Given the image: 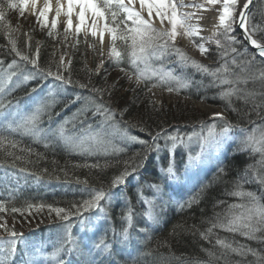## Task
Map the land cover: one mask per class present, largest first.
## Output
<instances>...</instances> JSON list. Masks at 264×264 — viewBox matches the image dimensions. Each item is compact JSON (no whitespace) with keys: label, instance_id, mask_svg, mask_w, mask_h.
I'll use <instances>...</instances> for the list:
<instances>
[{"label":"trees","instance_id":"1","mask_svg":"<svg viewBox=\"0 0 264 264\" xmlns=\"http://www.w3.org/2000/svg\"><path fill=\"white\" fill-rule=\"evenodd\" d=\"M7 3L8 0H0V5L5 9V19L11 25L9 28L0 23V70L13 61L21 62L22 73H27L24 76L25 79L27 77V85L21 86L22 93H26L25 89L28 88L38 91L49 85L64 88V91L42 100L47 105L41 117L40 126L46 125L44 129H54L64 124L67 118L73 120V123L92 120V125H96L104 119L99 113L94 114L95 106L100 104L115 113L114 120L108 121L109 124L149 143L157 132L161 133L162 138L169 134L186 137L201 130V124L214 123L217 130L223 125L220 117H212L208 112L185 101L156 104L146 83L138 85L122 75L132 72L127 57L120 64L105 57L99 69L97 60L94 61V68H90V53L81 35L72 41L70 35L62 33L58 28L49 27L45 30L32 22L25 11L21 15L19 7L11 9ZM249 24L250 30L252 26L257 28L253 37L264 43V0H255ZM231 35L237 41L232 46L243 54L237 58L236 64L231 63L236 54L230 51L223 36L216 37L223 47H218L214 41L208 47L205 56L211 63L199 61L209 69L227 64L228 70L221 72L217 79L197 71L191 65H179L175 56L154 62L155 67L162 65L165 71L170 70L173 76L187 82V86L182 87L175 80L171 81L172 86L178 89L172 92L186 99L204 100L220 107L225 113L223 118L232 125L234 132L230 134L228 142L218 152L206 156L199 167L186 169L185 159L191 153L189 149L181 151L177 148L170 155L157 152L156 149L146 152L144 145L133 141L128 145L118 146V142L114 144L113 147L120 151L112 148L107 152L89 153L72 150L61 140L45 142L13 134L11 138L17 141V147L0 150V168L24 176L28 181L15 188L18 190L13 192L14 200L10 203L8 191L2 192L6 206L23 208L27 203L44 204L64 208L73 215L64 221L55 212L50 215L47 207L42 211L33 209L31 215L27 212L23 216L10 211L0 213L22 224L47 220L54 222L24 232L15 253L8 255V247L7 251L0 253V260L4 264H58L59 261L62 264H89L93 260L95 264H264V232L256 233L255 239L241 232H228L218 227L213 228L211 233L207 232L217 222V217L224 219L241 211L238 208L230 209V205L249 203L247 197L230 194L237 190V182L242 185L240 190L253 192L259 202L264 204V184L257 179L264 177V153L251 148L245 150L241 144L246 136L254 135L258 138L264 131V79L258 73L253 78L256 69L264 71V58L247 48L235 28ZM13 40L16 51L28 55L30 59L39 48L38 68L16 55L11 43ZM77 40L79 43H76ZM226 50L227 54L222 55ZM61 54H69L70 63L65 64L67 69L61 68V73L65 78H71V84H64L54 76L46 75L49 70L53 73L57 71ZM253 56L255 61L251 67L242 63L243 59ZM122 68L125 70L122 71ZM221 79L232 83L222 84ZM158 87L167 90L166 86ZM229 89L237 91L231 97L224 98L221 93ZM0 95L6 101L9 100L7 90ZM75 95L82 96L83 100L76 101ZM72 122L64 127L67 134L74 129ZM162 138L157 141L158 144L162 143ZM8 151L12 152V156L7 155ZM169 160L175 171L181 175L190 174L191 178L187 182L185 178H179L185 183L173 193L168 190L169 186H164L162 198L166 202L160 200L152 209L146 202L155 192L153 186L168 184L170 181L159 174L157 167L160 163L165 165ZM133 161L140 166L135 172L129 168L131 174L125 176L124 182L113 186L114 178L125 171L126 163ZM218 165L222 166V172L217 170ZM31 182H38L39 185L36 187ZM94 190L106 193L105 200L100 201L103 209L107 210L106 216L99 224H92L91 229L84 231L77 223L76 219L80 216L76 214V207L92 199ZM96 210L81 208L83 217L94 214ZM129 212L132 219L128 227ZM66 225H71L73 244L58 257H53L52 253L65 235ZM124 228L128 230V239L123 242ZM201 233L208 238L204 239ZM218 239L231 247L217 244ZM100 241L109 244L110 249L106 252L95 249V244ZM120 242H123L122 245ZM89 249L93 250L91 255Z\"/></svg>","mask_w":264,"mask_h":264},{"label":"snow or ice","instance_id":"2","mask_svg":"<svg viewBox=\"0 0 264 264\" xmlns=\"http://www.w3.org/2000/svg\"><path fill=\"white\" fill-rule=\"evenodd\" d=\"M38 0H8L7 7L15 9L19 7L21 9V15H23L24 9L28 8L29 4L33 9L36 8ZM137 0H57V5L55 8L56 20L52 22L51 27L54 29L58 18L63 14L66 19L65 32L73 29V16L77 17L78 23L75 27V33L78 35L81 32L85 33V41H87V36L90 33L94 42L90 45L93 50H96V38L98 37L99 42V55L103 57L105 35L107 34L109 38V47L107 52V57L116 64L123 62L125 57H127L128 64L132 69L129 79H132L134 75L137 79V83L144 82L148 85V91L158 86L167 88V91L172 92L175 89L171 81L175 80L182 87L187 86V82L182 80L180 77L173 76L172 71H165L163 66L155 67L154 62L163 61L166 57L175 56L176 61L181 66L191 65L197 71H201L212 76L214 79L219 78L221 72H226L228 70L227 64L220 68L209 69L208 66L201 64L199 61L188 56L187 53L179 48L176 44L178 36L187 37L193 42L195 47L199 50L201 55H206L208 53V48L205 47V43L214 41L218 47H223L221 45L220 39H216L217 36H223V38L228 42V48L236 56L231 60L232 64L237 63V58L243 56L242 53L238 52L236 47H233L236 41V37L231 35L234 31V26L239 27L242 33L254 47L260 57H264V43H259L257 39L253 38V34L257 31L256 26H252L250 30L249 24V6L253 4V0H244L243 4H240V0H204L203 3H196L187 5L184 0H138L139 8L136 7ZM239 6V10L237 11ZM186 7H192L197 10L209 11L214 10L218 15L215 17L217 23L215 24L218 31L213 32L210 37L200 36V32L203 30L199 20L203 17L198 16L196 11L193 12H182L179 9ZM52 11V0H44L43 8L37 13V23L41 27H47L48 25V13ZM6 13L3 5H0V23L11 27L10 23L5 19ZM158 18L159 27L153 17ZM42 18V19H41ZM88 21H91L89 24ZM167 23L168 27H165ZM51 35V32H49ZM199 37V42L194 38ZM119 42V46H118ZM13 45V50L16 51L15 41H11ZM76 43H79L77 40ZM227 50L222 54L226 55ZM16 55L20 57L21 60L27 61L34 67L38 68L39 59V48L35 50L34 56L30 59L28 55H24L19 51H16ZM255 57L250 59H243L242 63L251 67ZM70 63V61H69ZM15 64V61H13ZM103 60L97 65V69L101 67ZM11 68L12 65H9ZM61 68L67 69V65L64 63V54H61L59 62L57 65V71L53 73L52 71H47L46 75L54 76L56 80L62 81L64 84H71V78H65L61 73ZM124 71L125 69H121ZM258 73L259 77L264 79V71L256 69L253 73V78ZM27 79V77H26ZM246 83V80L244 81ZM220 83L229 84L232 81L227 79H221ZM80 87H86V85H80ZM94 91H99L95 90ZM236 89H229L228 91L222 92L221 95L224 98H229L235 94ZM4 88L0 87V94H3ZM11 101H6L3 95H0V150H4L8 147L16 148L17 141L12 139L13 134H19L20 136H29L36 140H43L45 142H53L56 140H61L64 142L65 146L72 150H79L82 152H94L103 150L108 151L111 145V137L116 134L118 129L115 125H108V121L114 120L115 113L106 108L103 104L96 105L94 108V114L99 113L104 117L102 126H100L96 131H88L81 135H69L66 133L64 124L68 121H64V124L58 125L56 128L44 129L41 125V117L44 115L45 108L47 105L41 103L34 110L30 112L21 113L19 111H13L9 105ZM83 114V111L80 112ZM220 117L223 120V125L217 130L216 125L213 123L211 125L201 124V132L197 137V142L199 146V151L193 155L188 154L187 163L185 165L186 169H192L199 167L206 156L212 155L219 150H221L225 143L230 139V132L232 125L223 118L221 113H215L214 117ZM143 130V129H141ZM7 133V135L5 134ZM124 135H127L125 133ZM162 138L161 133L157 132L155 136L152 137V142L149 143L146 140H141L135 136H128L131 141H136L145 146V151H151L153 149L159 150L158 140ZM166 142L171 140L172 148L174 149L177 143H184V137L178 135H168L164 137ZM188 140H192V136L188 137ZM242 146L245 150L251 148L253 151H259L264 153V131H262L259 137L254 135H248L241 141ZM47 146V143L45 144ZM114 151H120L121 149H116L113 147ZM8 156H12V152H7ZM19 157H17L18 159ZM142 157L141 159H144ZM95 165H93L94 167ZM138 162L126 163L125 171L121 173L118 177L114 178L112 181L113 186H117L124 182L125 176L135 172L137 167H139ZM217 170L222 172V166H217ZM21 171H23L21 169ZM165 175L170 180L178 179L174 165L169 162L167 168L164 170ZM258 182L264 184V177H257ZM86 183V181H85ZM156 187L159 191V186ZM242 185L237 182V190L230 193L231 195L245 198L247 197L249 203L245 204H232L229 206L230 209H241L238 214H230L224 219L217 217V222L213 223L212 226L207 229L208 233L212 232L213 228H221L228 232H241L251 239H255L256 233L264 232V204L259 202V198L255 196L253 192H245L240 190ZM18 189H8V203L14 200L13 192ZM94 195L92 199L83 202L81 207H76V214L81 216V227L84 231H87V225L83 221L84 210L97 208L103 211V207L100 201L105 200L106 193L103 190H94ZM189 204L191 201L188 202ZM222 203V202H221ZM45 207L48 208L49 214L52 212L62 220L68 221L73 213L67 211L64 208H53L51 205H34L27 203L26 207L18 208L12 206L8 208L6 202L3 199V193H0V213H19L21 216L27 212L29 215L32 214V210L42 211ZM151 218V216H150ZM131 212L128 214V222L131 223ZM0 229H4L8 232L9 249L8 255H12L16 251V246L18 241L23 239L22 233H17L14 228L9 230L7 221L4 219L3 215H0ZM71 225L65 226V235L60 239L59 246L55 248L52 253L53 257H58L61 252H65L69 245L73 244V240L70 233ZM204 239L208 236L201 233ZM123 240L128 239V230L124 228L122 231ZM217 244L223 247H231L225 244L223 240H217ZM95 249L101 252H106L110 249V245L100 241L95 244ZM92 249H89V255L92 253ZM232 251H240L239 249H232ZM249 251H251L249 249ZM243 254V253H241ZM255 254V253H253ZM0 264H4L3 260H0ZM58 264H62L59 261ZM89 264H95L94 260L90 261Z\"/></svg>","mask_w":264,"mask_h":264},{"label":"rangeland","instance_id":"3","mask_svg":"<svg viewBox=\"0 0 264 264\" xmlns=\"http://www.w3.org/2000/svg\"><path fill=\"white\" fill-rule=\"evenodd\" d=\"M24 11L26 12L27 17L32 22L37 23V18L33 17L29 14L28 8L24 9ZM38 25L40 26V24H38ZM51 25L52 24L48 23L47 27H44V29L46 30L47 28L51 27ZM55 28L60 29L62 33L70 35L72 37V41L75 37L81 35V34L74 35L72 31H68L66 33L65 29L60 25H56ZM81 36L85 40V37L83 35H81ZM210 36H212V35H210ZM210 36H203V37H210ZM194 39L197 42H199V37H196ZM85 43H86L88 51L90 53V58H89V62H88L90 68H94V61L95 60L98 61V64H100L101 60H103V63H104V58L107 57L108 48H107L106 52L104 51L105 55L103 57H101L99 55V47L100 46L98 43H96V50L95 51L93 50L92 47H90L88 45L87 41H85ZM176 44L178 47L182 48L187 53V55L191 56L192 58L194 57L184 47H182L178 43H176ZM210 44H211V42L205 43L206 48H208L210 46ZM108 47H109V45H108ZM204 58H206L205 55H204ZM68 62H69V54H64V63L68 64ZM200 62H202V61H200ZM10 65H12L11 68L8 65L6 68L0 70V87H3L4 90H7V94H10L8 101H10V99H11L12 104L9 105V107H11L14 112L15 111H19L21 113L30 112V111L34 110L35 107H37L38 105L43 103L42 100L44 97L47 98L49 96L55 95L58 92L64 91V88H60V86L49 85V86H44L43 89L38 90V91L28 88V89H25L26 93L28 92L27 94L24 92L22 93L23 87H21V86L27 85V81L24 77L27 75V73H25L26 75L24 73H22L23 66H22L21 62H15V64L11 63ZM122 75H125L126 77L129 78L130 73H124ZM130 81L137 83V79L134 75L132 76V79H130ZM142 84H143V82L139 83L138 85H142ZM151 96H152L153 100L155 101V103L158 105L175 104L179 101H185L186 103L191 104V105L193 104L196 107H198L200 110L207 112L203 108H201V106H200V103L202 102V100L186 99L176 92H169L163 88H159V87L153 88L151 90ZM75 100L79 101V100H83V98H82V96L75 95ZM206 103L209 104L208 102H206ZM209 105H211V104H209ZM212 106H214V105H212ZM70 120L71 119H68V118L65 120L68 122L64 125V127H66V125L69 122L73 121V120L72 121H70ZM103 121H104V119L100 120L96 125H92V120L87 121V122L84 120L74 121V123L73 122L71 123V126L74 129L68 131L69 132L68 134L69 135H72V134L81 135V134L88 132V131H96L100 126H102ZM49 123H50V121H49ZM108 125H111V124H109L107 122V124H104L103 126L108 127ZM45 126L46 125H44L42 128H45ZM200 132H201V130H199L195 133H191L190 135H188L186 137L182 136V135H178V136L184 137V143H182V144L177 143L174 149L172 148L173 142L171 140H168L166 142L164 137H166L168 135H165L161 139L162 143L159 144V150L158 151L156 150V151L157 152H167L170 155L177 148L181 149V151L189 149L191 151V154L195 155L199 151L197 137H198ZM232 132H234V130L231 128L230 134ZM125 133H127V132H122L121 130L118 129L116 134L113 135V137H111V140L113 142L111 141L112 146H109L108 151H110V149L113 148V145L116 144L117 142H118V146H119V144L128 145L131 142H133V141L128 139V136H131V135L129 133H127V135H124ZM169 135H177V134H169ZM189 136H192L191 141L188 140ZM114 138L117 141H115ZM134 142H136V141H134ZM100 151H103V150H100ZM209 156H211V155H209ZM187 159H188V156L185 159L186 163H187ZM169 162H170V160L167 161L165 165H163L162 163L159 162L160 164L158 165L157 168H158L159 174H161L162 176H166L164 170L167 168ZM176 175H177L178 179L170 180V181H168V184L163 183V184L159 185V188H160L159 191L155 187V192H154V194L152 193L153 196L151 198L147 199L146 203H147L148 207L153 209V206H155L156 203H159L160 200L162 202H166V199L162 198V191H163L164 186H166V185L169 186L170 188L168 187V190L171 191L170 193H173V192H175V190H177V188H180V186H182L185 182L188 181L189 178H191L190 174L181 175V173H179L177 171H176ZM179 178H182V179L185 178V182L180 181ZM27 181H28V179H26L24 176H20L17 173H9V172H6L0 168V193L4 192V190L8 191V189L18 188L25 183L27 184ZM170 182H172V183H170ZM31 183L34 184V186H36V187L39 185L38 182H31ZM146 186H147V188H150L149 184H146ZM106 211L107 210H104V209H103V211H100V209H97L96 212H94L95 215L92 214L89 216H84L83 221L88 226L87 229H91L90 227L92 224H96V223L99 224V222H101L102 219H104V217L106 216ZM3 214H1V215H3ZM3 216H4V219L7 221V225H8L9 230L14 228V230L17 233H22V234L26 231H31L37 227L42 226V225H45L48 223H54L53 221L47 220L44 222L33 221L29 224H22L19 221L12 219L9 215H3ZM81 219H82L81 216L78 217V219H76V220H78L77 223L80 227H81ZM0 223H3V221H0ZM130 224L128 223V227L130 226ZM81 229H82V227H81ZM78 236H80V235H78ZM8 240H9L8 232H6L4 229H0V253L7 251V248L9 247ZM121 241L124 242L123 238L121 239ZM123 242H120V244L122 245Z\"/></svg>","mask_w":264,"mask_h":264},{"label":"bare ground","instance_id":"4","mask_svg":"<svg viewBox=\"0 0 264 264\" xmlns=\"http://www.w3.org/2000/svg\"><path fill=\"white\" fill-rule=\"evenodd\" d=\"M204 0H184V3L187 5H191V4H196V3H203ZM244 0H240V4H243ZM43 4H44V0H38L37 2V6L35 9H33L31 7V4H29L28 6V12L31 16L36 17L37 18V13L43 8ZM57 5V0H52V11L48 13V23L52 24V22L54 20H56V16H55V8ZM137 9L139 8V4H138V0H137V4H136ZM239 10V6L237 11ZM179 11L182 12H193L196 11L198 16L203 17L202 19L199 20V23L202 27V31L200 32V36H210L213 34V32L218 31V29H216L215 24L217 23V20L215 19V17H217V13L214 10H209V11H203V10H197L194 9L192 7H186L183 9H179ZM66 17L62 14L58 20L56 25H60L62 26L64 29L66 28ZM156 25L159 26V20L158 18H156L155 16L153 17ZM78 23L77 17L74 15L73 16V29L69 30L72 31L74 35H77L75 33V27L76 24ZM88 23L90 24L91 21H88ZM165 27H168L167 23L165 24ZM81 35H83L85 37V33L81 32L79 33ZM78 34V35H79ZM87 42L88 45L90 46L94 40L91 37L90 33L87 36ZM96 43L99 44L98 42V37L96 38ZM176 43H178L179 45H181L182 47H184L192 56L196 57V58H204V55H201L199 50L195 47V45L193 44V42L191 40H189L187 37L184 36H178ZM109 45V38L107 36V34L105 35V44H104V51H107ZM206 47V45H205ZM201 108H203L205 111L211 112L212 114L214 113H220V110H216L213 109L210 105H208L207 103L201 102L200 103Z\"/></svg>","mask_w":264,"mask_h":264},{"label":"water","instance_id":"5","mask_svg":"<svg viewBox=\"0 0 264 264\" xmlns=\"http://www.w3.org/2000/svg\"><path fill=\"white\" fill-rule=\"evenodd\" d=\"M254 2H255V0H253V4L252 5H250L249 6V9H248V11H249V13H250V11H251V8H252V6L254 5ZM234 28H235V30L239 33V35H240V37H241V39L243 40V42H244V44L247 46V48L250 50V51H252V52H255V54H257V55H259L258 54V52H257V50L254 48V47H252L251 45H250V43L248 42V40L246 39V37L244 36V34L242 33V30L239 28V27H237V26H234ZM254 38V37H253ZM255 39V38H254ZM260 43V42H259ZM195 59H198L199 61H202V62H210V61H208L207 59H205V58H196V57H194ZM264 58V57H263ZM202 102H204V103H206L205 101H202ZM209 105V104H208ZM213 109H216V110H220L221 112H222V114H224V111L220 108V107H217V106H212V105H210ZM220 112V113H221ZM210 114H211V116H214V114H212L211 112H209Z\"/></svg>","mask_w":264,"mask_h":264}]
</instances>
